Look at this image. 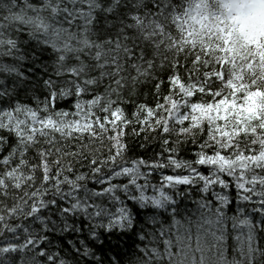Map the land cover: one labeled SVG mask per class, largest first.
<instances>
[{
	"label": "snow or ice",
	"instance_id": "6c2138e0",
	"mask_svg": "<svg viewBox=\"0 0 264 264\" xmlns=\"http://www.w3.org/2000/svg\"><path fill=\"white\" fill-rule=\"evenodd\" d=\"M169 10L0 0V264H264V166L203 143L180 155L182 83L161 53ZM153 84L155 107L136 103ZM128 128L177 138L130 156Z\"/></svg>",
	"mask_w": 264,
	"mask_h": 264
},
{
	"label": "trees",
	"instance_id": "16d2710c",
	"mask_svg": "<svg viewBox=\"0 0 264 264\" xmlns=\"http://www.w3.org/2000/svg\"><path fill=\"white\" fill-rule=\"evenodd\" d=\"M167 3L170 10L161 21V53L167 57L168 66L177 65L182 88L177 90L176 99L189 138L181 146L180 155L193 158L198 143H203L209 151L237 164L243 162L250 169L253 162L264 166V15L259 16L254 7L231 10L221 0ZM191 7L196 11L190 13L187 25L182 17ZM171 74L170 67L160 74L164 81L161 103L169 93ZM134 99L155 107L154 84L142 88ZM69 104L70 101H61L57 108H67ZM124 107L129 115L135 110L132 103ZM126 132L129 155L145 158L161 150L162 139L177 138L157 132L145 140L144 134L133 136L131 128ZM193 138L197 144L192 143Z\"/></svg>",
	"mask_w": 264,
	"mask_h": 264
},
{
	"label": "rangeland",
	"instance_id": "374dc122",
	"mask_svg": "<svg viewBox=\"0 0 264 264\" xmlns=\"http://www.w3.org/2000/svg\"><path fill=\"white\" fill-rule=\"evenodd\" d=\"M221 1L225 6L228 5L231 6L232 8L241 6V8L244 10L243 5H246L245 7H249L248 9L250 10L251 7H254V10L258 11L259 16L264 15V0H221ZM194 11H196L194 7L187 9V12L182 17V20L185 24L188 25L189 19L191 18L190 13Z\"/></svg>",
	"mask_w": 264,
	"mask_h": 264
}]
</instances>
